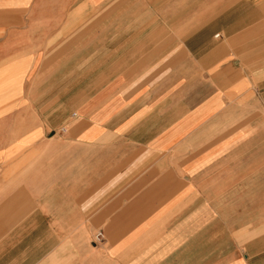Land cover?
<instances>
[{
	"label": "crops",
	"instance_id": "crops-1",
	"mask_svg": "<svg viewBox=\"0 0 264 264\" xmlns=\"http://www.w3.org/2000/svg\"><path fill=\"white\" fill-rule=\"evenodd\" d=\"M262 18L0 0V264H264Z\"/></svg>",
	"mask_w": 264,
	"mask_h": 264
},
{
	"label": "rangeland",
	"instance_id": "rangeland-1",
	"mask_svg": "<svg viewBox=\"0 0 264 264\" xmlns=\"http://www.w3.org/2000/svg\"><path fill=\"white\" fill-rule=\"evenodd\" d=\"M222 4H220L219 5V7L221 6ZM233 3H230V2H226L225 3V5H224V8L225 9H227V8H232L233 7ZM218 7V8H219ZM259 24H262V25H264V18H262V19H259ZM263 37H264V34L262 35ZM4 77H6V76H3V78ZM6 79H7V77L5 78V80H3V82H2V84H1V88L2 89H8V88H10V85H11V83L9 82V81H6ZM9 99L8 98H2V104L4 105V104H6V102L8 101ZM9 114H6V115H3V117L4 116H8Z\"/></svg>",
	"mask_w": 264,
	"mask_h": 264
},
{
	"label": "built area",
	"instance_id": "built-area-1",
	"mask_svg": "<svg viewBox=\"0 0 264 264\" xmlns=\"http://www.w3.org/2000/svg\"><path fill=\"white\" fill-rule=\"evenodd\" d=\"M105 239L104 233L101 231L99 233H97L94 237V243L95 244H100L103 243Z\"/></svg>",
	"mask_w": 264,
	"mask_h": 264
}]
</instances>
